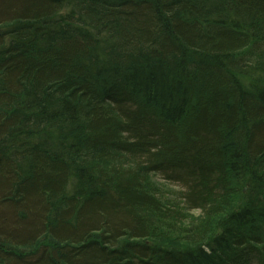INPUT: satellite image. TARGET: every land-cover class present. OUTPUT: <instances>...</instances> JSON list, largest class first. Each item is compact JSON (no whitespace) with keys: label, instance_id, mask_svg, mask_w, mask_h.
Listing matches in <instances>:
<instances>
[{"label":"trees","instance_id":"16d2710c","mask_svg":"<svg viewBox=\"0 0 264 264\" xmlns=\"http://www.w3.org/2000/svg\"><path fill=\"white\" fill-rule=\"evenodd\" d=\"M0 264H264V0H0Z\"/></svg>","mask_w":264,"mask_h":264},{"label":"bare ground","instance_id":"6f19581e","mask_svg":"<svg viewBox=\"0 0 264 264\" xmlns=\"http://www.w3.org/2000/svg\"><path fill=\"white\" fill-rule=\"evenodd\" d=\"M160 181H161V180H160ZM162 181H163V183H161V184L164 185V186H170V185H172L171 183H169L168 181H166V180L163 179V178H162ZM176 187L180 188L178 185H177Z\"/></svg>","mask_w":264,"mask_h":264},{"label":"rangeland","instance_id":"374dc122","mask_svg":"<svg viewBox=\"0 0 264 264\" xmlns=\"http://www.w3.org/2000/svg\"><path fill=\"white\" fill-rule=\"evenodd\" d=\"M158 178H159V180H161V181H158V182H159V183H163L161 176H159ZM160 178H161V179H160ZM176 188L179 189L178 187H176ZM176 188H175V189H176Z\"/></svg>","mask_w":264,"mask_h":264}]
</instances>
